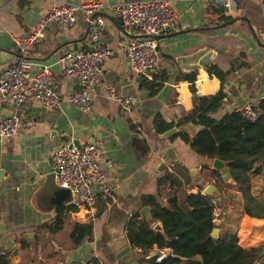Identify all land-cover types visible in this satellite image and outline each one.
<instances>
[{"label":"crops","instance_id":"1","mask_svg":"<svg viewBox=\"0 0 264 264\" xmlns=\"http://www.w3.org/2000/svg\"><path fill=\"white\" fill-rule=\"evenodd\" d=\"M138 1L150 0H0V73L16 61L13 39L33 32L44 15L64 4L101 2L108 6L98 16L105 24L98 45L116 51L102 66L88 113L70 102L79 83L58 64L61 55L98 46L89 40L82 17L72 29L49 27L30 55L37 69H51L52 87L65 100L61 109H45L37 101L18 108L0 97V122L14 114L32 122L12 138L0 137V171L4 173L0 178V243L8 253L7 264H155L157 247L145 251L133 247L128 239V225L137 213L147 208L151 217L152 207L144 205V198L154 197L166 205L175 196L186 210L187 197L205 196L211 185L219 191L214 198L218 237L235 234L242 225L243 194L213 168L215 160L199 156L180 139H160L154 122L159 117L177 128V133L197 136L201 128L179 127L194 108L188 79L193 76L199 96H214L222 90L227 95L214 115L216 120L249 103L259 105L264 99V0H236L235 12L248 18L251 26L236 21L227 27H222L228 22L223 21L222 8L215 7L216 0H167L179 20L175 29L159 39V70L152 80L141 83L131 72L125 52L135 36L110 9ZM213 68L229 73L225 84ZM156 84L162 88L153 94ZM110 86L121 94L137 96L140 104L125 110L108 100ZM68 142L80 146L94 142L102 150L100 165L113 198L102 197L97 189L99 199L90 212H78L71 204L72 195L59 190L57 183L41 192L54 173L55 151ZM167 173L172 178L164 177ZM161 178L164 182L158 186ZM250 181L253 196L264 199V162L256 164ZM218 183L232 186L222 190ZM61 206L66 209L64 224L55 229ZM76 224L93 225L92 238L79 246L71 238ZM255 264H264V255Z\"/></svg>","mask_w":264,"mask_h":264},{"label":"built area","instance_id":"2","mask_svg":"<svg viewBox=\"0 0 264 264\" xmlns=\"http://www.w3.org/2000/svg\"><path fill=\"white\" fill-rule=\"evenodd\" d=\"M216 3V8L221 7L227 12H235L238 7L236 0H216ZM107 8L109 7L101 2L64 4L44 15L33 32L15 37L13 41L16 61L0 73L2 100H11L18 108L37 101L45 109H61L65 100L52 87L51 69H37V65L30 58L31 52L45 39L49 27L55 25L61 30L72 29L80 17L84 18L88 25L89 40L98 45L105 26L98 16ZM110 9L125 30L135 36L125 47L131 72L138 78L152 80L153 74L161 66L159 39L175 29L179 20L178 13L167 0L121 3ZM115 54V50L98 45L92 50L67 53L58 57V64L65 75L79 83V91L74 92L69 100L83 113L91 111L96 88L100 83L102 66ZM106 97L120 104L125 110H132L140 104L137 96L121 94L113 86L107 87ZM242 112L253 123L262 116V111L253 103L245 105ZM31 125L30 120L14 114L0 122V137L12 138L20 129H27ZM101 153L100 145L94 142L80 147L74 142H68L57 148L54 153L57 184L70 192L71 204L78 212L93 210L99 199L97 189L102 197L113 198L111 188L105 183L102 173ZM170 252L169 249H158L155 263L162 264L168 259ZM7 257L8 253L0 243V262Z\"/></svg>","mask_w":264,"mask_h":264},{"label":"trees","instance_id":"3","mask_svg":"<svg viewBox=\"0 0 264 264\" xmlns=\"http://www.w3.org/2000/svg\"><path fill=\"white\" fill-rule=\"evenodd\" d=\"M223 16V21H232ZM211 71L225 84L229 73L217 68ZM188 79L194 96V108L179 127L192 124L201 130L195 137L184 132L176 133L169 139H180L199 156L225 163L229 181L243 194L245 210L242 225L237 233L214 239L211 234L217 228L214 221L218 207L214 204V198L201 193L188 196L187 209L183 210L175 196L166 205L149 197L144 198V205L152 207L151 217L143 218L140 213L133 217L128 225L129 242L133 247L145 251L155 247L169 249L172 255L162 264H255L264 255V199L253 196L250 175L255 172L257 163L264 162V99L258 105L262 116L255 123L249 121L242 110L216 120L214 115L227 98L224 90L210 97L199 96L195 87L196 77ZM161 88L162 85L156 84L153 94ZM154 127L159 135L173 129V125L165 124L159 117L155 119ZM214 174L220 177V172L215 171ZM164 177L170 179L172 175L167 173ZM163 182L164 178L159 179L158 186ZM172 184L176 182L172 180ZM65 212V207L57 208L55 229L64 224ZM157 222L162 224L163 234L155 232L153 225ZM92 236V224L74 225L71 238L76 246ZM0 264H7L6 259Z\"/></svg>","mask_w":264,"mask_h":264},{"label":"water","instance_id":"4","mask_svg":"<svg viewBox=\"0 0 264 264\" xmlns=\"http://www.w3.org/2000/svg\"><path fill=\"white\" fill-rule=\"evenodd\" d=\"M219 11H220L221 13H225L227 17L232 18V21H231V22L224 24L222 27H227V26H229V25L235 23L236 21L246 22V23H248V24L251 26V22L249 21L248 18L242 17L240 14H238V13H236V12H227V11H225L224 9H220ZM54 26H55V25H54ZM144 81H145V79L140 78L139 83L144 82ZM177 132H178V129H177V128H173L172 130H169L168 132H166V133L160 135V139H162V140L167 139V138H169L170 136L176 134ZM75 145H77V146L80 147V145H78V144H76V143H75ZM213 168H214L215 170H219V171H221V172H222V175H223V177H224V179H225L227 182L229 181L230 177L228 176V171H227V169H226V165H225V163H224L223 161H221V160H219V159H216V160L213 162ZM3 174H4L3 171H0V178L3 177ZM53 182H54L55 184L57 183L55 173H53L52 175H50V176L47 178V182H46L45 186L43 187V189L41 190V192H44L45 189L49 188L50 185H51V183H53ZM57 185H58V184H57ZM58 189H59V190H62V191H67V190L61 188L59 185H58ZM68 192H69V191H68ZM69 193H70V192H69ZM204 194H205V196H208V197H213V198H218V197H219V191L217 190V188H216L214 185H211V186L206 187V189H205V191H204ZM141 214H142L145 218H150V213H149V210H148L147 208H143L142 211H141ZM154 230H155V232H158V233H161V234L164 233L163 226H162L161 223L158 224V225H156L155 228H154ZM218 234H219V229L216 228V229L212 232L211 236H212V238L217 239V238H218ZM171 255H172V253L170 252V253H169V256H171Z\"/></svg>","mask_w":264,"mask_h":264},{"label":"rangeland","instance_id":"5","mask_svg":"<svg viewBox=\"0 0 264 264\" xmlns=\"http://www.w3.org/2000/svg\"><path fill=\"white\" fill-rule=\"evenodd\" d=\"M219 187H221L222 190H224V188H229L231 187L232 185L231 184H228V185H222L221 183H218ZM226 186V187H224Z\"/></svg>","mask_w":264,"mask_h":264}]
</instances>
